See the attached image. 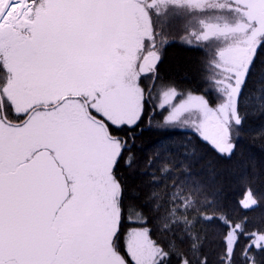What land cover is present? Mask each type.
<instances>
[{"label":"snow or ice","instance_id":"6c2138e0","mask_svg":"<svg viewBox=\"0 0 264 264\" xmlns=\"http://www.w3.org/2000/svg\"><path fill=\"white\" fill-rule=\"evenodd\" d=\"M262 199L264 0H0V264H264Z\"/></svg>","mask_w":264,"mask_h":264},{"label":"trees","instance_id":"16d2710c","mask_svg":"<svg viewBox=\"0 0 264 264\" xmlns=\"http://www.w3.org/2000/svg\"><path fill=\"white\" fill-rule=\"evenodd\" d=\"M210 45V43H209ZM208 45V47H209ZM197 54L195 52L189 51L188 49L181 47L179 42L176 46L168 49L167 52V64L169 70L174 74L179 75L181 69ZM252 103L250 102L249 106L251 107ZM259 120L256 119L253 121V124H258ZM160 135L156 132H146L143 137V144L145 146L150 145L160 139ZM247 146L251 149H254L257 153L259 152V145L252 143V141L245 138ZM239 173L232 169L228 163H220L215 166L214 170L212 168H205L202 173V178L212 182L215 181L216 186L220 188H225L226 195L229 198L230 202H239L246 195V182L243 180H238ZM253 187H255V180L250 181ZM249 219L253 222H259L264 218V199L261 200L260 206L251 210ZM215 241L216 237L213 235L212 230L209 229L207 232V238L205 240L204 251L207 252L210 256L215 250ZM193 264H197L194 260Z\"/></svg>","mask_w":264,"mask_h":264},{"label":"rangeland","instance_id":"374dc122","mask_svg":"<svg viewBox=\"0 0 264 264\" xmlns=\"http://www.w3.org/2000/svg\"><path fill=\"white\" fill-rule=\"evenodd\" d=\"M213 5H224L227 3V0H211ZM185 18L191 21V26L193 28H199V21L204 20L209 23H224L225 21H232L235 19L234 15L226 10H220L216 8L209 9L202 13L195 12H185ZM209 48L216 49L219 48L222 44L221 41H210Z\"/></svg>","mask_w":264,"mask_h":264}]
</instances>
